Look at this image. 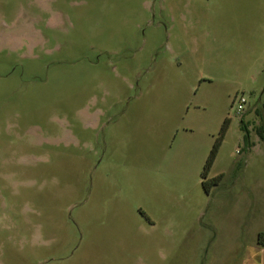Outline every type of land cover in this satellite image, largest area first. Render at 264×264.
I'll return each mask as SVG.
<instances>
[{
    "label": "rangeland",
    "instance_id": "374dc122",
    "mask_svg": "<svg viewBox=\"0 0 264 264\" xmlns=\"http://www.w3.org/2000/svg\"><path fill=\"white\" fill-rule=\"evenodd\" d=\"M262 127L264 0H0V264L238 263Z\"/></svg>",
    "mask_w": 264,
    "mask_h": 264
},
{
    "label": "crops",
    "instance_id": "0c3cea01",
    "mask_svg": "<svg viewBox=\"0 0 264 264\" xmlns=\"http://www.w3.org/2000/svg\"><path fill=\"white\" fill-rule=\"evenodd\" d=\"M253 192V193H252ZM252 203L256 204L251 207L250 211V217H253V222L255 223L254 227H250L251 219L247 221V218L245 219V222H241V229L242 234L245 233V231H249L250 234L253 235L252 242L250 244H241L243 247L241 248L243 251L242 259L238 263L234 264H264V243L260 242V234H264V212L260 216V224H258V215H256L258 212V195L256 191H252ZM264 208V205H263ZM264 211V210H263ZM249 224V225H248ZM252 225V224H251ZM245 228V230H244ZM244 235V234H243ZM243 241V240H242ZM240 249V250H241Z\"/></svg>",
    "mask_w": 264,
    "mask_h": 264
},
{
    "label": "trees",
    "instance_id": "16d2710c",
    "mask_svg": "<svg viewBox=\"0 0 264 264\" xmlns=\"http://www.w3.org/2000/svg\"><path fill=\"white\" fill-rule=\"evenodd\" d=\"M228 125H229V120H227L225 122V124L222 128L220 137L215 142L213 149H212V151H211V153L207 159V162L205 164V168H204V172H203V179H204L203 185H204V188L208 194L211 192L212 187L219 184V182L222 180V177H223L222 175H220V176H217L216 178H213L212 180H209V178H208L209 173L211 171V168L213 166V163L217 157L219 148L222 144L225 133L227 131ZM258 134L260 135L261 139L264 140V127L258 129ZM259 238H260V242L264 243V234H260Z\"/></svg>",
    "mask_w": 264,
    "mask_h": 264
},
{
    "label": "built area",
    "instance_id": "2783aa9c",
    "mask_svg": "<svg viewBox=\"0 0 264 264\" xmlns=\"http://www.w3.org/2000/svg\"><path fill=\"white\" fill-rule=\"evenodd\" d=\"M248 98L245 95H240L237 98L238 113L243 114L245 112L246 106L248 105Z\"/></svg>",
    "mask_w": 264,
    "mask_h": 264
}]
</instances>
